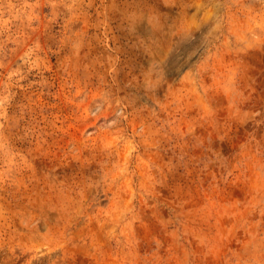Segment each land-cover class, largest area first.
I'll use <instances>...</instances> for the list:
<instances>
[{
	"label": "rangeland",
	"instance_id": "374dc122",
	"mask_svg": "<svg viewBox=\"0 0 264 264\" xmlns=\"http://www.w3.org/2000/svg\"><path fill=\"white\" fill-rule=\"evenodd\" d=\"M0 264H264V0H0Z\"/></svg>",
	"mask_w": 264,
	"mask_h": 264
}]
</instances>
